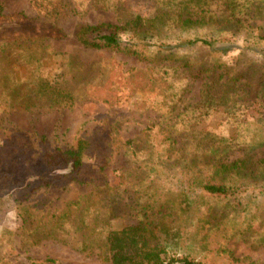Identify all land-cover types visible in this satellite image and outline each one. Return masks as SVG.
Segmentation results:
<instances>
[{"label": "rangeland", "instance_id": "1", "mask_svg": "<svg viewBox=\"0 0 264 264\" xmlns=\"http://www.w3.org/2000/svg\"><path fill=\"white\" fill-rule=\"evenodd\" d=\"M224 1L211 0L212 9ZM243 1L236 0L234 34L228 28L226 43L214 44L226 51L181 50L197 67L214 64L215 56L222 64L193 79L187 67L156 58L153 44L202 36L203 29L167 28L158 41L134 46L137 54L86 47L76 37L87 24H124L136 15L146 22L173 9L167 0H0L5 13L21 12L39 29L0 32V264H112L99 254L104 232L137 223L154 200L171 201L166 224L178 235L165 242L169 255L264 264L261 178L234 195L209 197L189 184L188 170L141 168L130 148L147 147L149 135L175 123L180 134L229 140L230 159L245 152L235 138L253 139L249 154L264 159V88L255 98L260 85L252 81L253 92L238 96L248 84L241 70L264 80V40H254L253 31L263 16ZM135 39L127 32L121 43L132 49ZM213 80L221 86L210 90L221 99L204 90ZM79 136L90 141L80 176L60 166L46 171L45 153Z\"/></svg>", "mask_w": 264, "mask_h": 264}, {"label": "trees", "instance_id": "2", "mask_svg": "<svg viewBox=\"0 0 264 264\" xmlns=\"http://www.w3.org/2000/svg\"><path fill=\"white\" fill-rule=\"evenodd\" d=\"M261 0H245L244 7L253 6V15L259 13L263 16L262 23L254 29L258 31L254 40H264V7H261ZM173 9L169 8L160 14L154 15L152 18L143 21L140 15H136L133 19L127 20L124 24L114 23H98L87 24L81 26L76 37L78 41L86 47L104 50H126L130 53L137 54L134 46L145 42L147 38H157L161 31L167 32V28H178L180 30L193 29L194 31L203 29L204 35L194 38L167 39L163 38L154 45L156 51L155 57L162 61H172L178 63L179 66L187 67L190 76L193 79L201 77L202 73H207L210 77L217 66H221L220 60L215 56L214 64L210 66L197 67L191 59L181 53L183 49L195 51L198 49H208L211 52H224L227 50L225 46L214 47L215 43H226L228 37L234 34L233 26L236 23V12L239 8L236 0H225L216 5L212 9L211 0H167ZM219 8V9H218ZM219 10H224L222 15ZM31 20L23 13H5L0 6V32L3 30H11L13 36L30 34L31 31L39 30ZM167 29V30H165ZM45 29L44 32H48ZM127 32L135 35L137 43H133L132 49L122 45V36ZM51 36H59L51 31ZM166 34L169 35L167 32ZM61 36V35H60ZM167 41H166V40ZM170 40V41H168ZM257 43V42H255ZM152 45V44H150ZM142 46V45H139ZM263 61H264V49ZM195 70V71H194ZM252 72L250 69L241 70L239 75L248 81L244 84L243 95L239 93V97H245L248 93L253 92V83L260 85L257 92L254 91V97L260 98L264 88V80L260 77L248 76ZM213 74V73H212ZM255 78V79H254ZM240 80L234 79L232 85ZM205 81L206 94L214 99H221L219 93H214L210 89L221 86L217 80L211 81L210 85ZM242 81H240L241 83ZM227 84V82L225 83ZM264 92V91H263ZM230 93L236 94L235 91ZM228 93L226 98L229 99ZM69 94V93H68ZM59 95V94H58ZM70 95V94H69ZM202 98V96H200ZM201 100V99H200ZM160 134L149 135L146 139L147 147L138 149L137 145L131 144V153L137 157V161L141 168L154 169H172L176 168L180 171L188 170L191 176L189 183L195 186L209 197H227L243 191L250 179L261 178L264 182V159L253 160V154H249L253 149V139L247 140L236 139L235 141L244 148L242 157L230 159L229 153L232 150V144L225 138L217 136L194 137L189 133L180 134L175 128V123L166 125L159 130ZM232 142V140H230ZM127 144V142H126ZM130 144V142H129ZM155 144L160 148L155 149ZM248 146L245 148V146ZM90 146V141L86 137H76L74 144L66 147H56L47 151L44 156V167L46 171L52 172L56 166L68 169V175L72 178L80 176L79 172L85 165L83 155ZM136 148L138 149L137 152ZM143 154V158L141 155ZM139 157V158H138ZM254 185V183H253ZM166 201L154 200V204L143 206V212L138 215V221L135 224H124L122 226L108 229L104 232L102 239L103 245L99 249V254L104 260L110 261L112 264H204L188 255L174 256L169 255L167 250L168 238L173 234L177 237L178 231H172L166 224L168 216L171 215L169 210L172 208ZM110 208L105 209L104 217L100 220L105 222L108 219ZM174 219L170 220L173 221Z\"/></svg>", "mask_w": 264, "mask_h": 264}]
</instances>
